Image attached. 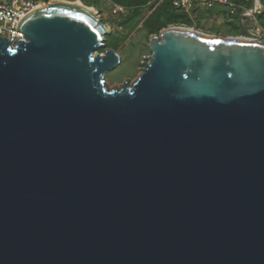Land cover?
<instances>
[{"label": "water", "instance_id": "obj_1", "mask_svg": "<svg viewBox=\"0 0 264 264\" xmlns=\"http://www.w3.org/2000/svg\"><path fill=\"white\" fill-rule=\"evenodd\" d=\"M0 37V264H264V43L184 27L130 84L100 15ZM243 35H248L246 37Z\"/></svg>", "mask_w": 264, "mask_h": 264}, {"label": "rangeland", "instance_id": "obj_2", "mask_svg": "<svg viewBox=\"0 0 264 264\" xmlns=\"http://www.w3.org/2000/svg\"><path fill=\"white\" fill-rule=\"evenodd\" d=\"M58 2H74L81 0H55ZM91 1L92 0H88ZM174 0H118V3L135 15L127 23L125 14L113 15L105 2H98L92 8L97 12L102 23L110 31L106 36L104 47L99 53L112 48L122 58L120 65L115 70L107 73L106 81L110 87H121L126 78L133 84L143 70V57L151 55L150 36L173 27L195 29L205 34L222 37H238L241 35V24L238 15L243 11L248 14L243 23L253 36L260 38L264 43V1L263 0H232L238 8L232 11L226 8L228 16H218L220 6L217 8H200L196 6L190 10H176L172 8ZM84 4V3H82ZM248 4V5H247ZM261 4V6H260ZM170 7L162 11V8ZM241 7H243L241 9ZM238 9L241 10L238 12ZM97 15V14H96ZM230 17L232 19H230Z\"/></svg>", "mask_w": 264, "mask_h": 264}, {"label": "built area", "instance_id": "obj_3", "mask_svg": "<svg viewBox=\"0 0 264 264\" xmlns=\"http://www.w3.org/2000/svg\"><path fill=\"white\" fill-rule=\"evenodd\" d=\"M55 0H0V37L16 42L24 37L18 26L26 14L33 9L46 6ZM105 2L113 15L128 13V10L117 4L115 0H95ZM224 6L236 10L238 6L232 0H174L173 7L176 10H190L196 6L200 8H217ZM261 6V4H260ZM250 14V12L248 13Z\"/></svg>", "mask_w": 264, "mask_h": 264}, {"label": "bare ground", "instance_id": "obj_4", "mask_svg": "<svg viewBox=\"0 0 264 264\" xmlns=\"http://www.w3.org/2000/svg\"><path fill=\"white\" fill-rule=\"evenodd\" d=\"M55 4H63V5H66V6H70V7H74V8H79L81 10H84V11H87L88 13H90L92 16H95L97 17L95 11L90 8V7H87L85 6L84 4H82V2H78V1H74V2H65V1H61V2H55ZM47 6V5H46ZM243 36H246V37H250L248 35H243Z\"/></svg>", "mask_w": 264, "mask_h": 264}, {"label": "trees", "instance_id": "obj_5", "mask_svg": "<svg viewBox=\"0 0 264 264\" xmlns=\"http://www.w3.org/2000/svg\"><path fill=\"white\" fill-rule=\"evenodd\" d=\"M264 1V0H263ZM73 2V1H72ZM81 2L82 3H84V5L85 6H87V7H96L97 6V2L95 1V0H92L91 1V4H90V1H88V0H81ZM115 2L117 3V4H119L118 3V0H115ZM174 2V1H173ZM243 2L246 4L247 2L245 1V0H243ZM120 5V4H119ZM248 5V4H247ZM172 8L174 9V7H173V3H172ZM166 9H171L170 7H167ZM166 9L163 7L162 8V11H166ZM136 10H134L133 12H128L127 14H126V16H125V20L127 21V23L131 20V15H135L136 14ZM264 16V15H263ZM238 18H239V15H238Z\"/></svg>", "mask_w": 264, "mask_h": 264}, {"label": "crops", "instance_id": "obj_6", "mask_svg": "<svg viewBox=\"0 0 264 264\" xmlns=\"http://www.w3.org/2000/svg\"><path fill=\"white\" fill-rule=\"evenodd\" d=\"M239 6V5H238ZM240 7V6H239ZM219 8V11H218V16H220V17H224V16H228V14H226L225 12H226V7H224V6H220V7H218ZM243 7H241V9H242ZM241 10H239L238 9V12H240ZM243 15H248V14H246V13H244L243 11L241 12V14L239 15V19H240V17L241 16H243ZM230 19H232L231 17H230Z\"/></svg>", "mask_w": 264, "mask_h": 264}]
</instances>
